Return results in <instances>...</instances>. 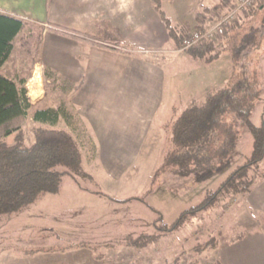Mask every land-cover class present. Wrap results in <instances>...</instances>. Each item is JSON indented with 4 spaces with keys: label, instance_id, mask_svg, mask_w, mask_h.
<instances>
[{
    "label": "rangeland",
    "instance_id": "1",
    "mask_svg": "<svg viewBox=\"0 0 264 264\" xmlns=\"http://www.w3.org/2000/svg\"><path fill=\"white\" fill-rule=\"evenodd\" d=\"M200 1L166 0L162 11L179 31L184 22L192 23L187 30L189 33L197 25L192 10L184 12L189 2L201 11L210 8L206 13L207 26L228 14L236 3V0H205L200 8ZM246 12H238L231 21L229 29L234 28L238 34L231 37L233 40L244 33L248 26L244 25L250 23ZM237 25L242 28L235 27ZM214 41L221 45L212 51L217 56L209 62L176 49L174 44L169 46L170 52L158 57L166 69L165 105L134 168L128 167L121 179L115 180L98 157L100 142L94 130L73 102L74 85L66 86L54 80V76L47 77V68L39 62L40 55L34 49L27 50L21 38L16 40L14 53L0 68V73L18 83L25 79L22 88H27L26 84L33 78L39 88L42 78L47 91L41 103L33 106L27 116L26 144L35 142L34 130L40 126L33 123V112L38 108L63 106L71 114L70 124L61 118L57 127L69 130L76 137L84 169L90 176L76 179L65 176L58 193L42 195L22 211L0 217V264H192L196 258L200 264H214L220 261L217 249L197 256L194 248L212 238H217L221 244L230 243L234 236H250L259 230V212L247 203L248 193L228 200L211 212H202L199 218L172 234H159L155 226L159 218L158 225H170L182 212L201 203L207 193L217 190L252 152V134L246 125H239L237 148L225 166L208 174L163 170L153 183L156 171L165 163L172 124L187 107L204 101L209 93L225 88L246 72L254 87L251 121L258 126L264 123V33L245 54L241 70L232 58L230 38L224 34ZM34 86L32 90L37 88ZM13 139L11 136L7 141L12 143ZM260 167L264 168V160ZM76 188L101 198L83 195L84 192L79 193ZM150 188L154 190L147 192ZM253 188H264V179H258ZM140 197L142 200L136 199ZM76 204L81 208H74ZM142 234H156V237L142 248L128 245L130 237ZM247 255L249 250L248 254L238 253L236 264H248L251 256L246 258Z\"/></svg>",
    "mask_w": 264,
    "mask_h": 264
},
{
    "label": "trees",
    "instance_id": "2",
    "mask_svg": "<svg viewBox=\"0 0 264 264\" xmlns=\"http://www.w3.org/2000/svg\"><path fill=\"white\" fill-rule=\"evenodd\" d=\"M164 1L166 0H151L176 49L183 50V40L188 34L190 23L186 21L181 31L173 26L162 11ZM210 11V8H204V11L195 10L197 29L205 28L206 13ZM246 11L250 23L244 25H248L244 33L233 40L231 37L238 35L234 28L225 31V37L230 38L232 58L239 70L243 68L242 59L245 54L264 33V0H259ZM239 26L235 27L240 28ZM48 29L80 42L100 43L98 38L87 32L58 24H49ZM44 31V26H37L34 22L0 12V68L12 57L18 38H21L27 50L34 49L35 53L40 55ZM116 45L121 44L118 42ZM217 45L221 44H216L214 40H201L183 51L209 62L217 56V53H212ZM245 73L242 72L243 76L237 77L225 88L209 93L204 101L187 107L176 118L169 135L165 163L156 171L153 183L163 170L177 169L208 174L225 166L237 148L239 125H246L252 134L253 147L250 157L232 171L217 190L209 191L201 203L182 212L172 224L158 225L161 219L159 218L155 223L159 234H172L180 230L184 224L199 218L202 212H211L228 200L249 193L258 179H264V168L260 167L264 160V123L258 126L251 121L254 87ZM46 75L54 76V80H57L54 72L48 68ZM62 82L66 86L70 83ZM25 83V79L18 83L0 73V217L22 211L42 195L58 193L65 176L76 179L89 175L84 169L76 137L69 130L57 127L61 118L70 124L71 114L63 106L38 108L33 112V123L40 126L34 130L35 142L26 144L25 123L33 106L28 100L26 88H22ZM11 136H14L12 143L7 141ZM153 190L154 188H150L147 192ZM136 199L142 200L141 197ZM257 224L264 232V212L258 213ZM245 236H234L230 238V242L242 240ZM155 237L156 234H142L136 238L130 237L127 243L142 248L154 241ZM220 244L217 238L198 244L194 248L195 255L217 249ZM192 264H200V260L196 258ZM214 264L222 263L217 261Z\"/></svg>",
    "mask_w": 264,
    "mask_h": 264
},
{
    "label": "crops",
    "instance_id": "3",
    "mask_svg": "<svg viewBox=\"0 0 264 264\" xmlns=\"http://www.w3.org/2000/svg\"><path fill=\"white\" fill-rule=\"evenodd\" d=\"M204 3L199 2L200 8ZM195 9L189 2L184 12L195 15ZM0 12L45 27L39 62L58 81L74 85L71 97L100 142L98 157L107 173L121 179L139 160L167 96L166 69L158 57L175 43L151 0H0ZM49 24L87 32L100 43L54 33ZM42 85L40 78L39 88ZM246 201L264 212V188H253ZM248 250V264H264L260 227L217 248L222 264H236L235 256Z\"/></svg>",
    "mask_w": 264,
    "mask_h": 264
},
{
    "label": "built area",
    "instance_id": "4",
    "mask_svg": "<svg viewBox=\"0 0 264 264\" xmlns=\"http://www.w3.org/2000/svg\"><path fill=\"white\" fill-rule=\"evenodd\" d=\"M258 1L259 0H236V3L230 12L219 16L215 23L210 24L203 29L195 28L191 30L183 40V50L192 47L201 40L213 41L224 36L226 29L230 27L231 21L235 18V15L240 11H246ZM35 82V78H33L26 84V89H28L27 97L32 106L40 104L47 94L45 85L43 84L40 88H38V86L35 85ZM32 86L37 87L36 89L34 88L35 91L31 89Z\"/></svg>",
    "mask_w": 264,
    "mask_h": 264
}]
</instances>
